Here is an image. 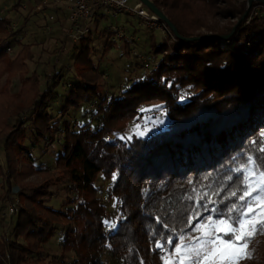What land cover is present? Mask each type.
<instances>
[{
	"label": "trees",
	"instance_id": "trees-1",
	"mask_svg": "<svg viewBox=\"0 0 264 264\" xmlns=\"http://www.w3.org/2000/svg\"><path fill=\"white\" fill-rule=\"evenodd\" d=\"M152 1L185 37L200 36L196 32L202 28L226 34L228 31L213 28L209 18H242L247 11L246 2L236 4L233 0ZM261 4L260 15L250 24H246L249 13L240 19L238 31L231 37H239L234 48L222 50L216 39L185 41L176 36L172 44L168 39L153 41L149 53L144 54L152 64L159 53L162 58L143 76L132 77V83L120 87L118 94L104 92V72L89 56L92 33L83 39L85 44L75 55L77 82L71 85L61 112L79 110L84 102L96 101V110L91 111L102 117V123L96 128L85 123L78 130L67 126L53 170L34 164L31 148L25 144V126L32 125L36 142L47 136L54 139L49 96L59 84L62 69L56 72L54 84L48 83L42 91L38 73H31L28 64L32 46L20 43L18 37L23 28L12 29L11 20L0 16V82L18 74L22 83L17 100L11 90L0 92V126H19L21 135L17 140L8 137L10 132L0 137L6 157L0 175L9 184L1 199H13L16 190L25 201L10 216L11 222L16 218V225L7 224L0 230V264H53L43 255L58 225L65 230L62 252L73 253L74 258L70 263L58 260L54 264H101L107 244L123 264H161L158 242L171 240V246L175 245L177 235L193 231L209 216L237 217L247 204L246 197L240 199L248 187L245 167L254 161L264 172ZM106 35L107 47L116 44ZM243 39L250 40L249 48L242 44ZM13 41L19 46L12 59L6 50ZM131 46L130 41L124 42L128 55L135 47ZM136 67L144 66L136 59ZM33 102L35 108L28 118H20ZM156 107L168 121L165 126L156 124V130L148 135H125L131 121L143 122ZM10 144L27 162L23 172L17 169ZM32 173L42 174L49 183L34 184L32 195L23 194L27 185L19 180ZM101 175L112 181L121 215L114 230L107 228L112 215L97 185ZM66 182L73 194L65 209L48 205L53 192L46 187ZM233 205L235 210L229 211Z\"/></svg>",
	"mask_w": 264,
	"mask_h": 264
},
{
	"label": "rangeland",
	"instance_id": "rangeland-1",
	"mask_svg": "<svg viewBox=\"0 0 264 264\" xmlns=\"http://www.w3.org/2000/svg\"><path fill=\"white\" fill-rule=\"evenodd\" d=\"M39 1L40 0H0V16L9 18L12 24L13 22L17 24V28H23L22 33L18 37L20 38V43L31 44L32 46V59L28 61V64L31 73H38L42 91L47 90L48 83L52 85L54 84L53 80L56 72L62 69L59 84L52 88L49 96L48 112L54 117V139L47 136L41 141L36 142L33 136L32 125L27 123L25 126L27 132L25 144L31 148V155L35 158L34 164L39 165L42 163L45 168L53 170L55 168L56 156L61 149V142H63L61 141L62 136L64 135L63 131L66 127L68 126L69 128L78 130L80 125L90 122L92 123L91 127L96 128L101 125L102 117L93 116L94 111H91L96 110L98 105L96 101H93L92 103L84 102L79 110L71 109L65 113L61 112L63 107L67 104L71 85L77 82L78 76L75 70V55L80 52L85 42L81 40L77 43H73L65 38L62 20L66 19V17L63 13H60V11H48L47 18H44L42 15H36L34 8ZM138 1L139 0H131L129 6L133 7ZM233 1L236 4L246 2L248 9L249 0ZM262 8L263 6L260 0H254L249 9V17L248 20H246V24H250L251 20L257 18V16L260 15ZM50 14H54L57 21L48 23ZM240 19L241 18L239 17H210L209 23H211L213 28L222 29L228 32H225L226 34H221L219 32L202 28L196 33L201 35L209 33L228 35L235 30V34L241 23ZM90 25L93 27V41L90 44L89 56L90 59L100 66L101 72H104L105 82L103 83H105V88L103 89L108 95L118 94L120 87L132 83V80H130L132 77L143 76V74L150 70L151 67L155 66L162 58V53H159L154 64H152L151 61L153 60L150 56L144 54L149 53L153 41L160 43L165 39H168L171 41V44L176 41V36H174L175 39H173L171 35H167L166 32H163L160 29L151 31L145 25L141 24L139 17L126 12L110 14L105 9H102L94 18H92ZM49 26H51V30L49 29ZM111 27L122 28L128 36H135L136 40L130 41L132 43L131 47L133 48L135 46L130 51L131 55H128L124 50V42L122 41L117 40L115 41L116 44L110 47L106 46V34H109L110 40L113 38V34L109 31ZM152 35H154V37ZM231 37L228 39H216L219 48L222 50L234 48L238 43L239 37ZM241 42L245 48L250 47L249 39H243ZM11 45L13 47V52L10 53L8 50L6 51L13 59L19 44H17V41H13ZM59 51L62 53L60 56H58ZM140 51L143 52L142 55L149 61V67L144 66L135 68L137 58L133 55H135V52L140 53ZM57 60L59 61L57 62ZM137 61L139 62L138 59ZM21 85V79L18 74L14 77H4L0 82V92L6 90L10 92L11 90L12 98L17 100ZM29 107L31 108L22 112L20 118H28L30 110L35 108L34 102L27 108ZM152 111V113L144 117V120L141 123L131 121L125 129V135L129 137L135 133L148 135L156 130V124L165 126L168 123L166 117L162 116L159 107L154 108ZM15 122L16 118H13L11 123L14 124ZM18 127L19 126L14 129H7L0 126V137L3 135L8 136V134L11 133L8 137L17 140V136H21L19 130H17ZM10 146L14 148L12 149V154L16 155L15 162L17 169L18 171L23 172L26 168L27 162L19 157L18 150H15L14 144H10ZM5 158L4 143H0V165L5 166ZM247 168H254V172L251 175V193L246 197V206L251 201L252 211L248 212L246 206L243 210V212H247V216L244 217L246 224L243 232L239 230L237 224L232 223L231 225L238 229L235 235H244L242 241H234L236 248L233 251L237 252L236 258L225 260L223 262L220 261L218 257L207 262L203 260V257L212 249L213 245L205 243L203 247H199L201 239L209 240L228 238L225 233L220 230L225 227V225L219 223L221 219L227 218H214L209 216L204 221L199 222L193 231L177 235L176 237L178 241L175 245L171 246V244L168 243L165 244L163 242H158L156 248L160 250L161 264H181L182 261L183 264H196L197 251L200 255L199 264H260V261L264 260V189L256 183L261 171L253 164H250L245 167L246 175ZM3 170L4 174H6L7 171L5 168ZM19 182L27 185L22 189L23 194L26 195L33 194L31 187L34 184L46 185L49 183V181L48 183H45L43 176L40 173H32L24 176ZM50 182H53V180H50ZM8 185L5 177L0 175V230L7 224L8 226L10 225V227L16 225V218H14V222H11L10 216L17 208H22L25 204L24 199L18 196L19 191L16 190L13 192V199H9L6 202L1 199L8 189ZM16 185L15 182L12 183L14 189H16ZM97 185L100 190V195L112 215L111 220L107 222V228L109 230H114L121 219V215L118 209L117 199L112 194V181L109 179L107 180L101 175L97 181ZM46 188L53 192V194L48 197V205L56 209H65V205L68 203V196L73 194L69 188V183L66 182L51 187L47 186ZM257 196L260 197L259 201L256 200ZM253 225L255 231H253ZM64 231V227L58 225V231L55 236L45 246L43 256L46 257L48 261H53V264L58 260H66L68 263L70 258H74L73 253L63 254L62 252V245L65 237ZM246 233L252 234L251 236H248ZM158 244L163 245V247H157ZM189 245L192 250H188L185 247ZM174 246L179 247L181 250L175 251ZM216 246H219L218 242ZM101 264H123V262L116 256L112 255L110 246L107 244L102 255Z\"/></svg>",
	"mask_w": 264,
	"mask_h": 264
},
{
	"label": "built area",
	"instance_id": "built-area-1",
	"mask_svg": "<svg viewBox=\"0 0 264 264\" xmlns=\"http://www.w3.org/2000/svg\"><path fill=\"white\" fill-rule=\"evenodd\" d=\"M131 0H40L34 10L36 15H42L47 18V12L50 10L63 11L66 19L62 20L64 36L69 41L77 43L87 38L93 31L90 25L92 18L96 14L105 9L110 14L126 12L128 14L137 16L141 20V24L145 25L149 30L154 31L160 29L171 35L175 39V35L169 25L162 20L158 15L151 11L141 0H139L133 7L129 6ZM57 21L54 14L49 15L48 23ZM17 24L11 25V28H16ZM51 30V26H49ZM113 34V41H135V36H128L122 28L111 27L109 30ZM7 50L12 53L13 47H7ZM62 53L58 52V56ZM137 59L145 66L149 67V61L142 53H137ZM59 60H57L58 62Z\"/></svg>",
	"mask_w": 264,
	"mask_h": 264
},
{
	"label": "snow or ice",
	"instance_id": "snow-or-ice-1",
	"mask_svg": "<svg viewBox=\"0 0 264 264\" xmlns=\"http://www.w3.org/2000/svg\"><path fill=\"white\" fill-rule=\"evenodd\" d=\"M264 150V149H262ZM251 164L254 165V161H250ZM239 171V169H238ZM247 175L244 178V182L245 184L248 186L247 190L244 192V195H242L240 197L241 200L245 199V197H247L248 195H250L251 193V175L254 172V168H247L246 169ZM256 183L258 185L261 186L262 189H264V172H261L259 174V179L256 181ZM234 195V193H233ZM256 200L259 201L260 197L257 196ZM251 201L249 202V204L246 206L248 212H251ZM235 205L232 206L231 209H229V211H234L235 210ZM247 216V212H240V214L237 217H232V216H228L227 219H221L219 221V223L221 225H225V227L221 228L220 230L223 231L225 233V235L228 237L227 239H220V238H216V239H209V240H204L201 239L199 242V247H203V245L205 243L207 244H211L213 245L212 249L210 251L207 252V254L203 257V260L205 262L212 260L215 257H218L220 259V261H225V260H231L236 258L237 256V252H234L233 250L236 248V245L234 243V241H242L244 239V235H235V233L238 231L237 228L232 227V223H235L239 226V230L243 232L244 228H245V224H246V220L244 219V217ZM250 223V222H249ZM253 227V231H255L254 225ZM252 233H246V235L251 236ZM182 239V238H181ZM217 242L219 243V246L217 247ZM168 244H172L171 240L167 241ZM157 247H163V245L158 244ZM188 250H192L191 246H185ZM246 247V245H245ZM175 251H180L181 249L179 247H175L174 246ZM199 260H200V255L199 252L197 251L196 254V264H199ZM181 264H183V261L181 262Z\"/></svg>",
	"mask_w": 264,
	"mask_h": 264
},
{
	"label": "water",
	"instance_id": "water-1",
	"mask_svg": "<svg viewBox=\"0 0 264 264\" xmlns=\"http://www.w3.org/2000/svg\"><path fill=\"white\" fill-rule=\"evenodd\" d=\"M151 11H153L156 15H158L162 20H164L169 27L171 28V30L173 31V33L175 34V36H177L178 38L185 40V41H198V40H206V39H220V38H224V39H228L230 38L233 34L234 31L231 34L228 35H218V34H205V35H201V36H192V37H185L183 35L180 34L179 30L177 29V27L175 26V24L170 20V18L168 17V15L161 9L159 8L152 0H141ZM254 0H249V5H248V9L247 11L243 14L241 20L245 19V17L248 15L249 9L252 5ZM260 2L264 3V0H260Z\"/></svg>",
	"mask_w": 264,
	"mask_h": 264
},
{
	"label": "crops",
	"instance_id": "crops-1",
	"mask_svg": "<svg viewBox=\"0 0 264 264\" xmlns=\"http://www.w3.org/2000/svg\"><path fill=\"white\" fill-rule=\"evenodd\" d=\"M60 13H64V12L61 10ZM13 24H14V22H13Z\"/></svg>",
	"mask_w": 264,
	"mask_h": 264
}]
</instances>
